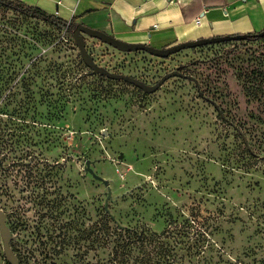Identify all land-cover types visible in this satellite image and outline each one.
Returning a JSON list of instances; mask_svg holds the SVG:
<instances>
[{"label": "rangeland", "instance_id": "1", "mask_svg": "<svg viewBox=\"0 0 264 264\" xmlns=\"http://www.w3.org/2000/svg\"><path fill=\"white\" fill-rule=\"evenodd\" d=\"M262 32L167 56L83 34L94 63L146 90L0 4V210L18 264H106V214L166 264H264Z\"/></svg>", "mask_w": 264, "mask_h": 264}, {"label": "crops", "instance_id": "2", "mask_svg": "<svg viewBox=\"0 0 264 264\" xmlns=\"http://www.w3.org/2000/svg\"><path fill=\"white\" fill-rule=\"evenodd\" d=\"M20 1L122 41L158 48L264 28V0Z\"/></svg>", "mask_w": 264, "mask_h": 264}, {"label": "trees", "instance_id": "3", "mask_svg": "<svg viewBox=\"0 0 264 264\" xmlns=\"http://www.w3.org/2000/svg\"><path fill=\"white\" fill-rule=\"evenodd\" d=\"M0 4L27 16L41 19L46 23L63 26L71 32L77 25L73 19L65 21L53 14L46 13L38 7L24 4L20 0H0ZM256 36L257 33H248L245 38L255 39ZM105 216L106 232L104 242L109 250L106 264H166V261H164L165 254L154 249L156 247L154 239L135 231H132V235H130L127 228L122 229L123 226L111 227L112 217L107 214ZM153 236L155 235L153 234ZM155 258H157L156 261H154Z\"/></svg>", "mask_w": 264, "mask_h": 264}, {"label": "water", "instance_id": "4", "mask_svg": "<svg viewBox=\"0 0 264 264\" xmlns=\"http://www.w3.org/2000/svg\"><path fill=\"white\" fill-rule=\"evenodd\" d=\"M83 34H86L90 37L99 39L102 42L107 43V44H109V45H111V46H113L119 50H124V51L144 50V51H147V52L154 54V55H157V56H167L168 54L176 52L180 49L189 48L192 46L199 45L201 43H206V42L219 40V39H227V38H232V37H245V35H246V34H236V35L215 36V37H211V38H201V39H197L194 41L183 42V43L176 44V45L166 47V48H158V47H154V46H151V45H148L145 43L125 42V41H122L120 39L115 38L114 36H112L108 33L87 27L83 24H77L76 25V27L72 31V36L78 45L81 58L89 67L92 68L93 72L100 73V74L106 75V76L111 77V78L124 79L126 81L134 82V83L140 85L141 87H144L146 90H153L154 88H156L158 86V84H156L154 86H147L135 78H132L130 76L120 74V73H112V72L108 71L107 69H105L101 66H98L96 63H94V61L91 59L90 55L87 53V51L85 49V39L83 37ZM258 34L261 35V34H263V32L260 31ZM85 164H86V169L89 172L93 173L92 169L89 167L90 161L86 160ZM103 181H104V183L107 184L106 180H103ZM107 196L108 197L111 196L109 186H107ZM5 216H6V213L3 212L2 210H0V234H1V237L3 240V251H4V254H5L7 260L11 264H18V258H17L15 252L13 251V249L11 248V245H10V240L12 238V235L10 233L9 228L7 227V225L5 223Z\"/></svg>", "mask_w": 264, "mask_h": 264}, {"label": "built area", "instance_id": "5", "mask_svg": "<svg viewBox=\"0 0 264 264\" xmlns=\"http://www.w3.org/2000/svg\"><path fill=\"white\" fill-rule=\"evenodd\" d=\"M196 22L198 23V22H199V20H198V19H196Z\"/></svg>", "mask_w": 264, "mask_h": 264}]
</instances>
